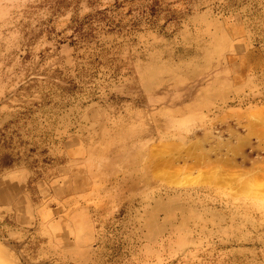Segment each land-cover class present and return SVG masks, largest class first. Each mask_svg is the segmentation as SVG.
Wrapping results in <instances>:
<instances>
[{
	"label": "rangeland",
	"instance_id": "obj_1",
	"mask_svg": "<svg viewBox=\"0 0 264 264\" xmlns=\"http://www.w3.org/2000/svg\"><path fill=\"white\" fill-rule=\"evenodd\" d=\"M263 107L264 0H0V264H264Z\"/></svg>",
	"mask_w": 264,
	"mask_h": 264
},
{
	"label": "bare ground",
	"instance_id": "obj_2",
	"mask_svg": "<svg viewBox=\"0 0 264 264\" xmlns=\"http://www.w3.org/2000/svg\"><path fill=\"white\" fill-rule=\"evenodd\" d=\"M248 114V113H247ZM247 116V118L250 120V123H251V126L250 127H252L253 126V128L252 129H250V133H248V136H251V133L253 132L254 134H256L257 136H259L260 137V139H261V141L259 140V142H264V107H263V109L260 111V112H257V113H254L253 112V114L252 115H246ZM241 117H243V115H241ZM244 117H245V115H244ZM243 117V118H244ZM239 119H241V118H239ZM245 119V118H244ZM242 121V120H241ZM242 123H243V121H242ZM249 124V123H248ZM260 127L262 128V131L260 130ZM248 130H249V128H248ZM254 130V131H253ZM257 132H256V131ZM240 140V139H239ZM198 148V147H197ZM238 152V151H237ZM207 153H205V152H202L201 153V155L202 156H200V158L201 157H205L204 159H207L208 157V154L206 155ZM194 155V154H193ZM198 155H200V152H198ZM224 155H226V154H224ZM235 155V154H234ZM195 157V156H194ZM196 159V158H195ZM202 161H203V159H202ZM228 161V160H227ZM236 161V160H235ZM221 169H223V168H221ZM219 172H221V171H212L211 173H210V177H212V176H219L220 174H219ZM223 172V171H222ZM186 173V172H185ZM166 174V173H165ZM217 174V175H216ZM261 174H263V173H261ZM184 175H186V174H184ZM221 175H223V174H221ZM247 175V177L249 178V180L248 181H246L245 183H242V181H241V183H242V185H243V187H247V191L246 192H250V193H254V194H258V193H260L261 192V188H262V185L261 184H259V182H258V178H262V177H264V176H261L259 173H258V171H253V172H250V173H248V174H246ZM259 175H260V177H259ZM264 175V174H263ZM162 176V175H161ZM209 177V178H210ZM169 178V177H168ZM170 178H171V176H170ZM188 178H190V177H188ZM200 178V177H199ZM207 177H204V181L205 180H208V179H206ZM215 178V177H214ZM241 178V177H240ZM191 180V179H190ZM210 180V179H209ZM202 181V180H201ZM211 181H212V179H211ZM256 181V182H255ZM173 182V181H172ZM179 182V181H178ZM180 183V182H179ZM182 184H184V183H182ZM264 189V188H263Z\"/></svg>",
	"mask_w": 264,
	"mask_h": 264
}]
</instances>
